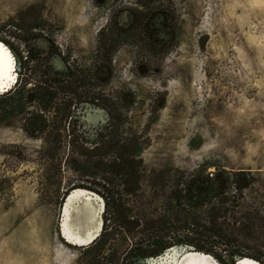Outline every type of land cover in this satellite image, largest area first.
I'll return each mask as SVG.
<instances>
[{
	"label": "rangeland",
	"instance_id": "obj_1",
	"mask_svg": "<svg viewBox=\"0 0 264 264\" xmlns=\"http://www.w3.org/2000/svg\"><path fill=\"white\" fill-rule=\"evenodd\" d=\"M0 43L16 73L0 95L31 69L54 81L71 75L64 60L89 70L103 106L80 111L83 140L95 143L110 123L137 136L147 194L168 193L176 170L225 171L229 184L246 172L252 183L233 204L239 231L254 214L255 238L238 242L264 264V0H0ZM26 117L0 100V264H89L65 234L99 230L104 200L78 186L66 154L44 159L48 144L27 133ZM114 237L104 255L118 261L99 264H182L190 252Z\"/></svg>",
	"mask_w": 264,
	"mask_h": 264
},
{
	"label": "trees",
	"instance_id": "obj_2",
	"mask_svg": "<svg viewBox=\"0 0 264 264\" xmlns=\"http://www.w3.org/2000/svg\"><path fill=\"white\" fill-rule=\"evenodd\" d=\"M64 63L71 74L69 78L54 81L46 69L39 79H33V70L28 69L31 74L21 72L17 87L2 93L0 100L4 107L15 106L27 114V133L48 144L42 151L46 153L44 159L52 163L58 160V153L66 154L67 168L81 179L78 186L92 189L103 198L100 234L82 247L89 264L118 261L117 252L111 258L104 255L106 246L118 233L141 237L138 245L155 241L167 247L176 242L185 250L205 253L220 264H236L244 257L260 260V253L245 252L243 248L248 247L238 242V236L255 238L254 214L242 216L246 221L242 231L236 226L238 211L234 200L252 183L246 172H232L231 177L236 180L229 184V177L223 176L225 171L197 177L176 170L177 180L168 193L160 190L147 194L142 188L146 169L138 155L137 136L123 135L110 123L106 133L96 131L98 141L84 142L80 111L87 105H103L89 87V70L75 68L65 60ZM26 105L33 109L26 112ZM63 143L65 150L61 151ZM230 187L234 190L230 191Z\"/></svg>",
	"mask_w": 264,
	"mask_h": 264
},
{
	"label": "bare ground",
	"instance_id": "obj_3",
	"mask_svg": "<svg viewBox=\"0 0 264 264\" xmlns=\"http://www.w3.org/2000/svg\"><path fill=\"white\" fill-rule=\"evenodd\" d=\"M5 53H6V56L8 58L7 71L3 70L4 64H5ZM14 71H15V66L13 63V59H12L10 53L6 50V48L0 43V91H3L6 87H9L11 84H13L15 82L16 73ZM78 191L81 192L82 190H78ZM73 196H74V194L70 193L68 195V198H72ZM65 235L68 238L69 242H72L74 245H79V246H82L83 244H87L88 242L94 240V233H92L88 236L89 239L87 242H82L80 240L75 241V239L69 233H66ZM243 260L245 261V262L243 261V263H246V264H260L257 261L250 259V258H246V257H244Z\"/></svg>",
	"mask_w": 264,
	"mask_h": 264
},
{
	"label": "water",
	"instance_id": "obj_4",
	"mask_svg": "<svg viewBox=\"0 0 264 264\" xmlns=\"http://www.w3.org/2000/svg\"><path fill=\"white\" fill-rule=\"evenodd\" d=\"M98 229V228H97ZM94 230L93 232L91 233H94V239H96V237L100 234V231H101V226L99 227V230L97 231ZM89 233L88 235H86L85 237L82 236V235H79L77 237H75V241L76 240H80L82 242H87L88 239H89V235L91 234ZM93 240V239H92ZM92 241L88 242L87 244H83L82 246L80 247H86L87 245H89ZM211 256L205 254V253H199V252H195V251H190V252H187L185 253L183 256H182V264H208V259H210ZM247 258V257H246ZM244 258L238 260L237 264H246V263H243V260ZM251 259V258H250ZM256 261V260H255ZM245 262V261H244ZM259 263V262H258Z\"/></svg>",
	"mask_w": 264,
	"mask_h": 264
},
{
	"label": "snow or ice",
	"instance_id": "obj_5",
	"mask_svg": "<svg viewBox=\"0 0 264 264\" xmlns=\"http://www.w3.org/2000/svg\"><path fill=\"white\" fill-rule=\"evenodd\" d=\"M7 63H8V58H7L6 53H5V64H4V67H3L4 71H7Z\"/></svg>",
	"mask_w": 264,
	"mask_h": 264
},
{
	"label": "flooded vegetation",
	"instance_id": "obj_6",
	"mask_svg": "<svg viewBox=\"0 0 264 264\" xmlns=\"http://www.w3.org/2000/svg\"><path fill=\"white\" fill-rule=\"evenodd\" d=\"M17 82V81H16Z\"/></svg>",
	"mask_w": 264,
	"mask_h": 264
}]
</instances>
